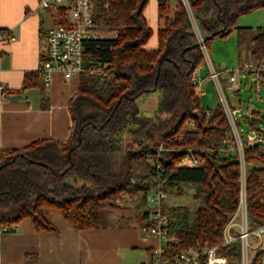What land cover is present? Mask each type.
<instances>
[{"label": "trees", "instance_id": "trees-1", "mask_svg": "<svg viewBox=\"0 0 264 264\" xmlns=\"http://www.w3.org/2000/svg\"><path fill=\"white\" fill-rule=\"evenodd\" d=\"M168 2L158 0L160 20ZM147 3L95 0V26L101 23L115 29L116 35L84 43L87 66L68 104L72 122L68 141L43 140L0 150L2 233L10 232L4 227L23 219H29L37 232L54 230L46 210L59 212L73 229L94 230L101 214L115 211L125 199L138 196L147 201L155 188V175L145 155L155 156L161 144L169 149L159 154L165 194L181 184H192L204 196L191 214L183 207L166 210L169 234L176 242L163 243L162 264H173L188 248L222 243V231L238 203V158L228 152L230 128L220 104L204 109L194 94L193 76L204 64L196 32L207 39V50L214 39H226L234 31L241 37L247 29L237 26L238 19L264 9V0H187L189 12L179 1L172 20L157 33L155 50L143 49L151 36L143 16ZM248 62L255 69L264 64V27L250 38ZM105 64L102 76L91 73ZM238 72L253 75L241 63ZM259 77L263 83L264 72ZM154 93L153 108L140 107V101ZM251 115L241 120L257 130L264 114L252 111ZM237 126H242L238 119ZM188 149L202 160L201 166L181 165ZM243 156L248 226L253 229L264 225V142H244ZM218 254L228 264H239L237 242L219 247ZM252 264H262L261 256Z\"/></svg>", "mask_w": 264, "mask_h": 264}, {"label": "crops", "instance_id": "crops-1", "mask_svg": "<svg viewBox=\"0 0 264 264\" xmlns=\"http://www.w3.org/2000/svg\"><path fill=\"white\" fill-rule=\"evenodd\" d=\"M179 1L174 0L172 9L169 0L168 11L160 20L158 0H148L143 16L151 36L143 49L157 48V33L171 21ZM261 16L264 18L263 12ZM56 20L54 10L39 8L38 0H0V32L10 37L0 45V84L8 91L7 100L0 103V150L21 149L43 140L65 144L69 139L72 122L68 104L78 90L79 78L64 80L60 73L53 72L46 86L38 72L46 33ZM237 26L251 33L260 28L241 27L239 21ZM111 33L112 38L95 33L96 39L111 40L116 35ZM240 42L242 35L234 31L226 39H214L208 49L214 68L234 75L236 90L239 65L245 63ZM195 75L201 82V92L196 96L201 107L216 108L217 101L204 105L205 95L214 88L205 64ZM221 80L227 85L225 76ZM230 99L233 106L234 97ZM138 198L130 205L103 212L94 230L73 229L54 210L44 212L55 228L48 232H37L29 219H23L12 225L10 232L0 233V264H151L163 242L142 231L147 211L140 206L145 207L147 202Z\"/></svg>", "mask_w": 264, "mask_h": 264}, {"label": "built area", "instance_id": "built-area-1", "mask_svg": "<svg viewBox=\"0 0 264 264\" xmlns=\"http://www.w3.org/2000/svg\"><path fill=\"white\" fill-rule=\"evenodd\" d=\"M38 6L43 10H54L57 16L56 25L46 33L44 47L40 54L38 72L44 85H48L50 74L53 72L60 73L64 80L78 77L85 72L87 66L84 43L96 39V26L94 24L95 0H38ZM196 38L206 66L207 78L212 80L214 84L219 96V104L230 128L231 143L228 152H235L238 158L239 195L235 212L222 231V243L211 248L206 246L188 248L175 258L173 264H200L201 259H205V264H228L227 259L218 254V248L229 246L235 242L239 245V264H252L255 257L259 255L262 258V264H264V225L253 229L248 226L246 204L247 166L243 156L244 142L253 145L263 143L264 139L255 133L253 135L247 133L246 137H243L242 130L237 126L236 110L231 108L227 99V94L230 95V98L238 96V91L234 88L236 79L232 73L225 72L224 74L214 68L205 43L197 32ZM9 39V36L0 32V45ZM107 67L108 65L105 64L101 69L92 70L91 73L102 76L103 70ZM242 68L253 73L257 82L256 92L259 93V72H264V64L255 69L247 61L242 64ZM222 76L226 77L227 85H223ZM243 76L245 75L243 74ZM192 81L194 94L197 96L201 92V82L195 74ZM7 98L8 91L0 84V103L6 101ZM167 150L160 144L155 156L150 153L145 155V163L155 175V188L147 195L148 218L142 231L163 243H175L174 237L169 234V218L163 208L166 194L163 187L164 181L161 179V173L163 172L161 162L163 160L159 154ZM187 151L188 155L182 161V166L197 168L203 164L202 160L192 155L193 150L188 149ZM158 156L160 162L156 159ZM11 228V226H6L3 230L11 231ZM0 233L2 232L0 231ZM162 252L161 248L154 256L151 264H162Z\"/></svg>", "mask_w": 264, "mask_h": 264}, {"label": "rangeland", "instance_id": "rangeland-1", "mask_svg": "<svg viewBox=\"0 0 264 264\" xmlns=\"http://www.w3.org/2000/svg\"><path fill=\"white\" fill-rule=\"evenodd\" d=\"M182 1L183 5L186 7V9L189 12L188 9V3L187 0H180ZM170 7L173 9L174 7V0H171ZM175 12V11H174ZM173 12V14H174ZM264 11L258 10L254 11L249 15L242 16V18H239L238 21L240 23L241 27H257V26H264V18L261 16V13ZM173 18V15H172ZM171 18V20H172ZM111 32L115 33V29H109L103 26L101 23H98V25L95 28V33L98 36L99 33L103 38H112L113 34ZM98 33V34H97ZM254 32H248L244 31L242 34V43H241V59L243 62L248 61L249 56V49H250V38L253 36ZM116 34V33H115ZM114 34V35H115ZM260 86V92H256V86L257 82L255 81V76H243L242 74L238 77V84H237V91L238 96L236 98L234 97L233 108L236 110V117L240 122L242 123L241 130L242 135L245 138L247 133H250L253 135L254 133L259 136L260 138L264 139V122L260 125H258L257 130L250 129L247 125H245L241 117L247 116L251 117V112H261L262 115L264 114V82L258 84ZM209 96V97H208ZM205 97L207 99H204V105H207L206 103H212L213 101H217V104L220 103L219 96L215 90V87L213 88V92L210 93V95L206 94ZM226 97V94H225ZM209 99V100H208ZM227 99L229 103L231 102L230 95L227 94ZM157 100V93L151 94L148 98L144 99L143 101H140V107L145 108H153L155 102ZM201 100L203 98L201 97ZM145 105V106H144ZM209 109H212V106H205ZM147 110V109H146ZM149 111V110H148ZM148 114L149 112H145ZM261 115V116H262ZM262 119L264 121V116H262ZM158 148V147H157ZM180 189H173L169 194L166 195L164 202H163V208L164 210H168L169 208H187L191 213H193L197 207L202 205L203 201V193L199 192L196 185L192 184H181L179 186ZM138 197V196H137ZM136 197L125 199L123 203L119 204V208L121 205H130ZM137 200V199H135ZM134 200V202H136ZM140 200V197L138 198V201ZM147 202V201H146ZM142 204V203H141ZM146 209L148 212L149 206L146 203L145 207L140 206V210ZM147 224V222L145 223Z\"/></svg>", "mask_w": 264, "mask_h": 264}, {"label": "water", "instance_id": "water-1", "mask_svg": "<svg viewBox=\"0 0 264 264\" xmlns=\"http://www.w3.org/2000/svg\"><path fill=\"white\" fill-rule=\"evenodd\" d=\"M207 41V39L206 40H203V42L205 43ZM197 46L199 47V45L197 44Z\"/></svg>", "mask_w": 264, "mask_h": 264}]
</instances>
